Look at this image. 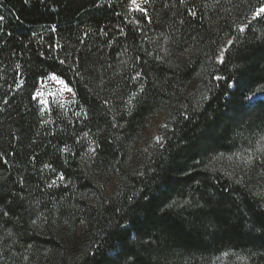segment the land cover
<instances>
[{"label":"trees","instance_id":"1","mask_svg":"<svg viewBox=\"0 0 264 264\" xmlns=\"http://www.w3.org/2000/svg\"><path fill=\"white\" fill-rule=\"evenodd\" d=\"M262 6L0 0V264H264Z\"/></svg>","mask_w":264,"mask_h":264},{"label":"rangeland","instance_id":"2","mask_svg":"<svg viewBox=\"0 0 264 264\" xmlns=\"http://www.w3.org/2000/svg\"><path fill=\"white\" fill-rule=\"evenodd\" d=\"M139 2L140 0H138V3ZM61 88V85H58L57 83L50 81L47 78L41 83V87L38 90L40 92V95L37 96L40 98V100H45L46 97L51 96L63 105H68L74 99L73 91H61ZM164 124L165 121L163 120V116L161 114L156 115L155 118L151 122H149L148 125L140 133L135 151H137V153H140L141 149L145 150V148L147 149L150 145H157L162 143L163 138L159 133V129ZM134 155L135 159H137L138 155Z\"/></svg>","mask_w":264,"mask_h":264},{"label":"snow or ice","instance_id":"3","mask_svg":"<svg viewBox=\"0 0 264 264\" xmlns=\"http://www.w3.org/2000/svg\"><path fill=\"white\" fill-rule=\"evenodd\" d=\"M147 2H148V0H140V3H138V0H131L132 6L136 10L141 11V12L144 11V9L141 7V3H147ZM262 14H264V6L258 8L256 10V16H261ZM240 30L244 31V28H241ZM61 63H63V61H61ZM48 80L53 81V82L57 83L58 85H61L62 86L61 91H63V90H67L69 92L72 91V89L68 87V84L65 82V80L61 79V77L59 75H57L56 73L49 74ZM261 91H264V89H261ZM37 95L38 96L40 95L39 91L37 92ZM246 99H250V98L246 97ZM42 103H46V101L42 100Z\"/></svg>","mask_w":264,"mask_h":264}]
</instances>
